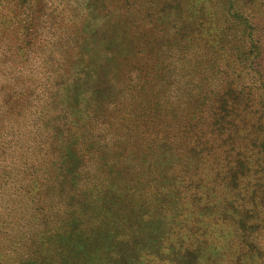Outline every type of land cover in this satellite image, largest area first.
<instances>
[{
	"label": "trees",
	"instance_id": "trees-1",
	"mask_svg": "<svg viewBox=\"0 0 264 264\" xmlns=\"http://www.w3.org/2000/svg\"><path fill=\"white\" fill-rule=\"evenodd\" d=\"M32 1L0 0V62L25 69L30 53L50 36L56 41L65 37L77 41L74 31L78 19L66 15L67 0H53L52 19L48 16L52 11L47 17L42 15L46 3L37 7ZM80 1L81 8L93 2L108 16L119 14L128 28L125 38L130 45L154 44L169 51L165 58L153 60L144 48L137 49L142 61H126L118 79L110 81L122 86L109 105L115 113L101 112L100 121L136 134L152 152L172 151L175 161L168 171L175 173L169 178L170 193L187 191L189 201L198 200L200 207L209 204L211 214L222 222L233 220L228 212L239 211V228H250V190L253 205H257L254 198L264 193V181L250 185L247 156L250 127L261 125L255 120L251 123L250 114H259L260 99L264 103V70L260 89L250 86L248 70L250 51L256 47L253 33L258 27L264 33V0ZM122 32L113 38H120ZM56 69L47 75V81L35 86L42 98L53 86L66 85L61 68ZM171 78L180 79V85H173ZM13 94V105L20 106L17 114L8 120L1 116L0 264H62L56 258L59 254L55 246L66 234L59 217L48 214L52 208L68 212V208L60 207L69 201L75 203L69 186L82 180L91 197L106 198L115 192L122 199L139 191L143 181L135 178L137 183L133 184L126 180L122 169L112 164L113 150L105 154L104 149L109 148L95 140L84 147L77 143L72 151L80 160L79 166L92 157L97 159L96 170H84L81 178H72L64 160L70 158L72 165L71 150L65 148L70 136L64 132L54 143L56 137L51 138L50 124H46L48 138L43 132L36 137L35 122L30 113H24L33 105L26 103L19 92ZM190 160L193 164L188 166ZM164 201L167 206L174 202L167 195ZM97 205L103 212L113 206H104V201ZM258 213L256 210L257 220ZM196 232L198 237L206 234L218 239L214 230ZM243 243L250 254V240L243 239ZM232 247L228 246L224 255H241Z\"/></svg>",
	"mask_w": 264,
	"mask_h": 264
},
{
	"label": "rangeland",
	"instance_id": "rangeland-1",
	"mask_svg": "<svg viewBox=\"0 0 264 264\" xmlns=\"http://www.w3.org/2000/svg\"><path fill=\"white\" fill-rule=\"evenodd\" d=\"M67 1L70 4L65 10L66 15L78 19L74 31L78 38L76 42L66 37L56 41L50 36L45 44L29 52V63L24 65L25 69L12 62H0V131L3 125L1 116L8 120L20 108L15 107L11 100L14 98L11 95L19 92L18 95L24 96L26 103L33 105L24 113H30L35 122L36 137L43 132L48 138V130L45 131L48 124L51 138L56 137L53 138L54 143L64 132L70 136L65 148L71 150L73 168L70 158L65 157L64 160L69 165L67 173L71 172L72 178H81L84 170L94 172L97 159L92 157L79 166L80 160L72 150L77 143L84 147L85 143L92 144L95 140L103 144L102 147L109 148L107 151L104 149L105 154L113 150L111 154L115 157H111L112 164L117 170L122 169L126 180L134 184L137 179L143 183L138 185L139 191L122 199L115 192L106 198L102 195L91 197L82 180L75 186H69L68 189L73 190L76 196L75 203L69 201L60 207L68 208V212L61 213L59 208H52L48 214L53 218L59 217L58 223L66 234L55 246L59 254L56 258L62 264H247V261L264 264V193L254 198L257 205H253L250 190V228H239L242 214L239 211L234 214L228 212L233 220L227 218L228 221L222 222L214 213L211 214L209 204L200 207L198 200L189 201L187 191L170 193L169 178L175 173L168 171L175 161L172 151L167 150L166 156L157 150L152 152L141 144L136 134L110 128L106 122L100 121L101 112V115L106 112L109 115L113 111L110 104L122 86L120 83L113 85L110 81L118 79L120 68L126 61H142L137 49L144 48L153 60L168 56V49L154 44L130 45L125 38L128 28L123 26L119 14L113 12L108 16L93 2L81 8L80 0ZM32 3L37 7L46 3L43 16L46 14L47 17L53 10V0H35ZM169 13L173 14L172 11ZM48 16L52 19L55 13L52 11ZM120 30L122 35L114 39ZM252 41L253 45L255 41L256 47L250 51V86L260 89L264 70L262 28L255 30ZM94 51L100 54L95 55ZM60 68L66 85L53 86L51 93L42 98L39 87L35 86L47 81V75ZM171 79H174L173 85H180V79ZM123 92L127 93L126 90ZM260 101L257 104L259 114L251 113L250 122L255 120L261 125L260 128L250 127L247 154L250 158V185L255 186L264 181V103ZM192 164L190 160L188 166ZM81 166L85 169L81 170ZM85 181L89 183L88 179ZM164 195L174 200L173 205L164 203ZM100 201H104V206L106 203L113 206L103 212L97 205ZM134 202H137L136 205H133ZM190 203H193L192 206ZM256 210L260 215L258 220ZM197 229L214 230L217 241L203 233V237H198ZM232 232L237 235L233 236ZM243 239L250 240V254H247ZM230 245L236 250L238 248L241 255H224Z\"/></svg>",
	"mask_w": 264,
	"mask_h": 264
}]
</instances>
